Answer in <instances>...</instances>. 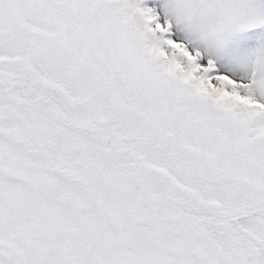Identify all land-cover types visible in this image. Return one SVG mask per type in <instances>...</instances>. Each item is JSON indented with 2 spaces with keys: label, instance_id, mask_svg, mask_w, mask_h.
I'll return each instance as SVG.
<instances>
[{
  "label": "snow or ice",
  "instance_id": "snow-or-ice-1",
  "mask_svg": "<svg viewBox=\"0 0 264 264\" xmlns=\"http://www.w3.org/2000/svg\"><path fill=\"white\" fill-rule=\"evenodd\" d=\"M0 264H264V0H0Z\"/></svg>",
  "mask_w": 264,
  "mask_h": 264
}]
</instances>
